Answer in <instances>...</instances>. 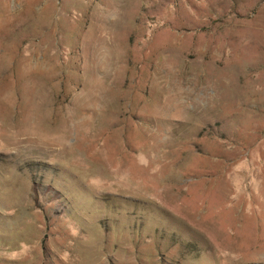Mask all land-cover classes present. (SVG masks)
I'll list each match as a JSON object with an SVG mask.
<instances>
[{
    "label": "rangeland",
    "instance_id": "rangeland-1",
    "mask_svg": "<svg viewBox=\"0 0 264 264\" xmlns=\"http://www.w3.org/2000/svg\"><path fill=\"white\" fill-rule=\"evenodd\" d=\"M0 264H264V0H0Z\"/></svg>",
    "mask_w": 264,
    "mask_h": 264
},
{
    "label": "clouds",
    "instance_id": "clouds-1",
    "mask_svg": "<svg viewBox=\"0 0 264 264\" xmlns=\"http://www.w3.org/2000/svg\"><path fill=\"white\" fill-rule=\"evenodd\" d=\"M110 18L114 20V19H116V16L112 15Z\"/></svg>",
    "mask_w": 264,
    "mask_h": 264
}]
</instances>
